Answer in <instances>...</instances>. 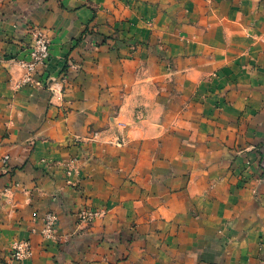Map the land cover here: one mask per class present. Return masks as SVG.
I'll list each match as a JSON object with an SVG mask.
<instances>
[{
    "label": "crops",
    "instance_id": "crops-1",
    "mask_svg": "<svg viewBox=\"0 0 264 264\" xmlns=\"http://www.w3.org/2000/svg\"><path fill=\"white\" fill-rule=\"evenodd\" d=\"M121 4L0 0V51L20 54L31 40L24 21L38 24L53 42L40 74L64 77L57 97L38 86L16 91L19 72L0 69V264L14 239H30L34 252L13 264H108L144 245L177 259L170 264H264V0H138L135 12ZM128 23L145 42L138 57L77 42L88 26L98 42ZM67 60L80 69L63 71ZM133 96L137 137L122 147L70 142L114 130L111 113L130 116ZM73 154L79 188L66 184L63 166L41 163ZM86 204L109 211L68 238ZM49 209L59 215L57 242L38 233L34 213ZM162 223L171 225L169 255L153 233L128 250L97 239Z\"/></svg>",
    "mask_w": 264,
    "mask_h": 264
},
{
    "label": "rangeland",
    "instance_id": "rangeland-1",
    "mask_svg": "<svg viewBox=\"0 0 264 264\" xmlns=\"http://www.w3.org/2000/svg\"><path fill=\"white\" fill-rule=\"evenodd\" d=\"M138 0H127V3H124V0H119L123 4V7H125L127 10H134L137 9V3ZM121 4V5H122ZM119 5V4H118ZM93 11H96V8L92 7ZM2 19V18H1ZM153 19L146 20V22L149 25H152ZM130 22V21H129ZM25 28L23 31L26 32L27 35L30 36L31 40L29 42L28 47H26L20 54L18 55H11L7 53H3L0 51V69L1 68H8L11 67V70L15 69V73H18V76L16 79L13 80L12 86L14 90H22L25 86H38L41 88H45L49 90L54 96H60L62 92H64L63 86L61 84V80L64 77H58V78H46L44 79V76H41L40 71L45 68L48 65V62L50 60L51 54H52V38L49 36L47 30H45L42 26L31 23L27 20L24 21ZM136 31L135 26H133L131 23L127 24V27L123 29H117L113 30V32L105 37V39L98 40L96 42L98 32L96 29L87 27L86 31L84 32L81 37L77 39V42H83L89 39H92V42L94 44L99 45L100 43L108 42L111 45V48L114 50H117V52H120L124 54V57L128 59H132L134 57H138L140 53V47H143L144 41L140 40V36L138 35ZM96 35V36H95ZM44 37L48 41L49 45V54L47 58L43 61V64L38 62L36 64V69L30 70L29 67L30 64L34 63L36 61V58H38V55H34L36 53V46H35V39L37 37ZM95 36V37H94ZM92 43V44H93ZM92 50H96L95 47H93ZM68 68L79 70L80 68L76 65V63H70L69 60H67L66 66H64V70L66 71ZM31 72V73H29ZM137 97L133 96L130 99V103L134 105L136 109H133L131 115H125V118L128 120H131L130 123H128L125 118L121 120H116L113 116V113H111V117L109 121H111V126L114 127V130L111 131H104L101 129V127H97L94 129L89 130L88 134L85 135H77L74 137V144H80L83 142H96L98 143H107L110 145H113L115 147H122L126 144L127 140L131 137H137V129H132L137 125V122L139 120V117H141L137 110H139V102L137 101ZM129 117V119H128ZM132 129V130H131ZM9 159V156H5L4 160L7 161ZM41 163L44 164L45 167L47 166H63L64 173L66 177V184L73 187V188H79L80 182L78 179L74 178V176L79 175L81 173V157L78 155L73 154L72 156L66 157V159H47L42 158ZM264 164V163H263ZM261 165V164H260ZM264 167V166H263ZM244 181V180H242ZM246 182V181H245ZM264 183V172H262L258 177V186ZM14 186H19V183H15ZM11 188L6 187L5 192H10ZM109 211V208L107 205H89L86 204L85 206L79 208L75 212V225L76 230L74 229L68 236V238L76 237L75 235L81 231V229H87L91 225H93L97 220L104 218ZM35 212L34 216L37 217V220L41 223V228L39 229L38 233L45 241H51V242H57L59 238V215L54 209H49L42 214H39ZM48 215H52L56 217V220L54 222V232L53 236H47L43 233V223H45V219ZM150 224V223H149ZM148 224V231L145 233L135 232L132 231L130 233H126L123 231H120L119 233L115 234H108V235H101L97 239L101 242H111V243H122L125 244L127 247V250L130 249L138 240L146 239L148 240V236L151 237L152 233L154 235V240L157 242L158 249L161 250L166 255H169L171 253L169 243L166 242V239L168 238L170 234V227L171 225L162 223V226H159L156 228V232L154 231L153 225ZM181 228L180 226H178ZM131 228H135V225H132ZM67 238V239H68ZM20 242H26L29 245V248L27 250V256L23 258H16L13 256L14 252L16 251V246L20 244ZM153 244V243H152ZM155 244V243H154ZM141 248H145L144 254H141L138 257L132 258L128 257V254H125L123 257H118V259H115L114 261L109 262L108 264H170V261L175 262L177 259H171L169 257L163 259L162 261L159 259V257H156L153 252V245L150 247L144 245L141 246ZM34 247L30 239H22L17 240L14 239L10 243L9 252L4 256V258L1 259V264H13L14 262L24 261L33 256ZM105 260V261H104ZM95 262V261H94ZM107 262L106 259L98 260L96 264H105ZM75 263V262H74ZM77 264H81L80 262H76ZM107 264V263H106Z\"/></svg>",
    "mask_w": 264,
    "mask_h": 264
},
{
    "label": "built area",
    "instance_id": "built-area-1",
    "mask_svg": "<svg viewBox=\"0 0 264 264\" xmlns=\"http://www.w3.org/2000/svg\"><path fill=\"white\" fill-rule=\"evenodd\" d=\"M35 46H36V53L34 55H38V58H36V61L34 63L30 64L31 65L29 67L30 70L36 69V64L38 62L43 64V61L47 58L49 54L48 41L44 37L42 36L37 37V39H35ZM45 220H46L45 223H43L44 226L43 233L47 236H53L54 222L56 220V217L52 215H48ZM16 248L17 249L13 254L14 257L20 259L27 256V250L29 248L28 243L20 242V244H18Z\"/></svg>",
    "mask_w": 264,
    "mask_h": 264
}]
</instances>
